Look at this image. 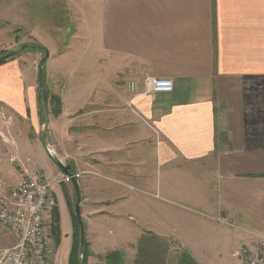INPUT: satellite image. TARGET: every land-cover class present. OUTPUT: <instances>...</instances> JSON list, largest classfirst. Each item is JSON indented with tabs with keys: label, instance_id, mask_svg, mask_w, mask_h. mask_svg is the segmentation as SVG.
I'll use <instances>...</instances> for the list:
<instances>
[{
	"label": "crops",
	"instance_id": "1",
	"mask_svg": "<svg viewBox=\"0 0 264 264\" xmlns=\"http://www.w3.org/2000/svg\"><path fill=\"white\" fill-rule=\"evenodd\" d=\"M23 4H6L3 13L29 14L25 40L48 49L44 68L62 106L49 114L47 142L81 173L87 264H107L116 251L121 264H177L183 252L215 264L264 235V138L250 128L264 110V0ZM53 45L62 48L51 52ZM32 66L26 56L0 64V107L14 134L41 124ZM145 74L172 79L173 91L132 92L128 82ZM24 135L8 147L11 186L20 164L42 169L29 156L41 138ZM44 173L56 179L63 171ZM53 189L61 233L53 264H70L68 198L76 190L73 183Z\"/></svg>",
	"mask_w": 264,
	"mask_h": 264
},
{
	"label": "built area",
	"instance_id": "2",
	"mask_svg": "<svg viewBox=\"0 0 264 264\" xmlns=\"http://www.w3.org/2000/svg\"><path fill=\"white\" fill-rule=\"evenodd\" d=\"M128 87L132 92L141 90L142 95H149L171 92L174 83L170 78L145 74L142 81L130 80ZM80 177L81 173L72 172L50 179L42 169L20 164L19 181L2 194L0 206V224L14 233L17 243L0 248V264H52L56 244L47 225L57 206L53 187ZM233 254L240 264H264V235L258 234L254 244L238 245Z\"/></svg>",
	"mask_w": 264,
	"mask_h": 264
},
{
	"label": "rangeland",
	"instance_id": "3",
	"mask_svg": "<svg viewBox=\"0 0 264 264\" xmlns=\"http://www.w3.org/2000/svg\"><path fill=\"white\" fill-rule=\"evenodd\" d=\"M29 0H26V2H28ZM11 2V3H10ZM10 2L8 0H0V28H2V31H4L3 34L0 33V40H3V38L12 40L13 43L12 45H10L9 47H5L3 46V44L0 45V56L4 55L3 53H7L8 51H10L11 49H13L14 47H16L17 45L22 44L23 42H27L26 39V34H25V28H27V17L29 16V14H25L23 13V10H19L17 11L19 14H15L13 15L14 18L11 17V15H7L6 13H3L6 8L8 9V6H21L24 5L23 3H25V0H10ZM38 0H35V3L37 4ZM2 3L4 4V6H2ZM6 4H9L8 6H6ZM16 11H13L12 13H14ZM10 16V17H9ZM56 16V15H55ZM61 16V15H59ZM7 31L10 33L9 36L7 34ZM8 41H4L6 43H9ZM5 47V48H4ZM3 48V49H2ZM51 52L52 51H56L59 48H62L61 46H52L50 47ZM5 53V54H6ZM45 54V51H42L40 49L37 48H27L25 50H22L19 54H17L16 56H14L13 58L9 59L12 60L16 57H25L28 58L30 57L31 63H33V71L35 72L34 75V79H33V87L37 88L38 87V76H39V64L43 58ZM48 59V56H46ZM8 60V61H9ZM45 64V63H44ZM32 76V74H31ZM32 81V80H31ZM44 81H45V89L46 92L48 94V110H49V114L55 116L57 115L55 113V107H56V101L54 100L53 97H58L60 98L59 95L54 93V83L52 82L50 77H47L46 74V69L44 68ZM257 96L259 95V92H256ZM61 99V98H60ZM261 107V105H260ZM264 110L263 109H258L255 112V115L253 117V119H251V125L250 128L251 129H255L256 134L261 135L264 138ZM8 112L4 109H1L0 107V206H1V200L3 199L2 194H6L8 192V189L11 187V185H13L12 181H11V172L13 171V169L15 170V165H13V163L11 162V157H13L14 155L12 153H10V149L8 148L9 146L13 145L12 142H14L15 140L17 141V139L21 136H23V134H25L24 136H28L31 137V139L33 140H37L39 141L41 138V134H42V130H43V122H44V117L43 114L41 113V109H40V125L39 128L37 130V128H35L33 125L32 126H24L22 127H17L16 129V133L14 134V130L12 128V125H14L13 119L10 118V116H8ZM11 120V121H10ZM24 129V130H23ZM18 131V132H17ZM24 131V133H23ZM49 133V130H48ZM53 135L50 136L48 135L49 139H53L52 138ZM54 137V136H53ZM257 142H259V140L257 139ZM29 156L35 160L36 164L39 165L44 171H46L47 174H52L53 173V169H57L59 166L55 163V161L48 155L44 145L39 144L36 147H34L30 152H29ZM25 156V155H24ZM27 156H25L26 158ZM28 166H32V165H28ZM63 174L61 176H59L58 178H62ZM68 185H71V183H68ZM68 194V193H67ZM72 204H75L76 202V197L70 199ZM68 202H69V198H68ZM71 209V208H70ZM50 232V231H49ZM50 235V234H49ZM52 237V236H51ZM53 238V237H52ZM54 243L55 239L53 238ZM17 243V237L14 235V233L2 226L0 224V248L1 247H7V246H12L14 244ZM55 253L54 256L56 254L57 251V246H55ZM160 248V247H159ZM181 255H179L180 257ZM191 258L194 260V258L192 257V255H190ZM54 258V257H53ZM179 262V258L177 261V264ZM194 264H196L193 261ZM53 264V261H52ZM176 264V262L174 263ZM215 264H240L239 259L232 254L231 251L226 250L223 252L222 255H220V258L218 260L217 263Z\"/></svg>",
	"mask_w": 264,
	"mask_h": 264
},
{
	"label": "trees",
	"instance_id": "4",
	"mask_svg": "<svg viewBox=\"0 0 264 264\" xmlns=\"http://www.w3.org/2000/svg\"><path fill=\"white\" fill-rule=\"evenodd\" d=\"M27 48H37V49H40L42 51H45L43 58H45V59L47 58L46 57V50L43 47L28 46L25 49H27ZM25 49H23V50H25ZM5 53H3V54H5ZM16 55H14V56H16ZM14 56L6 58L4 60H0V64L7 62L9 59L13 58ZM43 76H44V68H43ZM43 96H44V100H45V103H46L47 108H48V94H47L46 89H45V81H44ZM53 98L56 101L55 113L59 114L61 112V106H62L61 99L58 97H53ZM48 112H49V110H48ZM41 113H42V111H41ZM67 197H68V194H67ZM69 206L71 208L72 217H73V224H74V228H75L74 242H73V247H72V252H71V257H70V264H87V259H88L90 252L88 250V243L86 242V240H85V248H84L83 258L79 259V254H78V249H79V244H80V224H79L78 217L76 214V209H75L76 202H75V204H72L70 199H69ZM52 219L53 220H52L50 230H51V234L53 235V237L55 239V242L58 244L59 240H60L61 233H60V224H59V211L56 207L52 210ZM165 247H166L165 251L167 252L168 247L167 246H165ZM180 255H181L180 257L178 256V258H179L178 264H194L193 261L195 262V260H193L191 258L189 253L183 252ZM161 257H162V259L165 260L167 257V254L166 253L161 254ZM148 258H150V257H148L145 254V255H141L139 260L141 262H146V260ZM107 259H108L107 264H121V253L118 251L109 253L107 255Z\"/></svg>",
	"mask_w": 264,
	"mask_h": 264
},
{
	"label": "water",
	"instance_id": "5",
	"mask_svg": "<svg viewBox=\"0 0 264 264\" xmlns=\"http://www.w3.org/2000/svg\"><path fill=\"white\" fill-rule=\"evenodd\" d=\"M28 46H39L43 47L46 50V56H48V49L46 46L43 44L36 42V41H27L23 42L20 45H17L10 51H8L6 54L0 56V60H4L6 58L12 57L16 54H18L21 50L25 49ZM44 63H45V58H43L39 64V78H38V94H39V103H40V108L44 117V123H43V130L41 134V141L48 153V155L55 161V163L60 167V169L63 171L65 174H72V169L71 165L67 164L64 165L61 160L56 156L54 150L50 147V145L47 142V133L49 130V125H50V117H49V112L47 105L44 100L43 96V89H44V76H43V68H44ZM72 183L74 185V188L76 190V214L78 217V221L80 224V244H79V249H78V254H79V259L83 258L84 254V248H85V224L82 218V213H81V207H80V201H81V192H80V187L78 180L74 178L72 180Z\"/></svg>",
	"mask_w": 264,
	"mask_h": 264
}]
</instances>
